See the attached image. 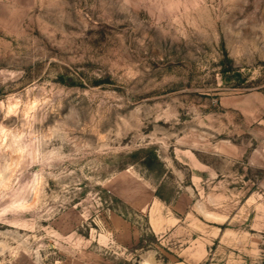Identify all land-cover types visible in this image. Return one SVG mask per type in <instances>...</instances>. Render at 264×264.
I'll return each mask as SVG.
<instances>
[{"label":"rangeland","instance_id":"obj_1","mask_svg":"<svg viewBox=\"0 0 264 264\" xmlns=\"http://www.w3.org/2000/svg\"><path fill=\"white\" fill-rule=\"evenodd\" d=\"M263 146L264 0H0V264H264Z\"/></svg>","mask_w":264,"mask_h":264},{"label":"crops","instance_id":"obj_2","mask_svg":"<svg viewBox=\"0 0 264 264\" xmlns=\"http://www.w3.org/2000/svg\"><path fill=\"white\" fill-rule=\"evenodd\" d=\"M261 165H262V167L264 168V160H263V162L261 163Z\"/></svg>","mask_w":264,"mask_h":264},{"label":"built area","instance_id":"obj_3","mask_svg":"<svg viewBox=\"0 0 264 264\" xmlns=\"http://www.w3.org/2000/svg\"><path fill=\"white\" fill-rule=\"evenodd\" d=\"M262 152L264 153V146H263V148H262Z\"/></svg>","mask_w":264,"mask_h":264},{"label":"bare ground","instance_id":"obj_4","mask_svg":"<svg viewBox=\"0 0 264 264\" xmlns=\"http://www.w3.org/2000/svg\"><path fill=\"white\" fill-rule=\"evenodd\" d=\"M2 132V131H1Z\"/></svg>","mask_w":264,"mask_h":264}]
</instances>
